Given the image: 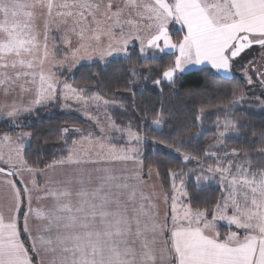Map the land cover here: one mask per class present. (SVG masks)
<instances>
[{
  "label": "snow or ice",
  "instance_id": "snow-or-ice-1",
  "mask_svg": "<svg viewBox=\"0 0 264 264\" xmlns=\"http://www.w3.org/2000/svg\"><path fill=\"white\" fill-rule=\"evenodd\" d=\"M41 18L43 32L38 25ZM57 22L79 37L72 51L73 66L81 59L93 61L96 57L88 71L97 77L114 64L132 63L134 55L150 68V61L176 53L169 63L157 65L158 72L151 73L157 78L150 83L161 96L163 86L176 85L190 66L208 65L207 71L224 74L220 76L224 79L232 75L233 62L253 45L264 48V0H0V89L5 95L19 87L21 92H34L32 105L36 106L55 100L58 92L65 99L71 97L85 104L114 103L98 93L88 96L87 89L61 82L50 68L46 70L45 65L55 59L47 43L48 32ZM172 23L186 29L178 41L170 31ZM66 43L70 45L71 41ZM129 74L130 90L136 81L149 80L138 75L135 68ZM259 75L264 76V72ZM246 79L252 84L250 76ZM239 99H243L242 94ZM159 104V109H151L155 117L150 122L162 130L168 118L163 101ZM32 105L14 104L6 115L31 112ZM199 112L203 114L204 109ZM96 122L99 124V119ZM110 126L115 127L114 122ZM70 131L81 132L65 127L61 135ZM100 131L104 134L103 128ZM121 131H126L129 142L143 145L145 137L131 125ZM173 131L170 139L174 143L153 140V150L174 151L184 162L196 159L181 152L185 143H191V138L184 139L190 137V131L179 125ZM230 132L238 134L239 127L237 122L225 119L217 144H223L222 138ZM31 137V132H22L17 139ZM88 140L105 151L100 160L131 161L135 170L116 176L110 169H103L105 174L95 178L76 171L61 181L47 182L43 188L33 180L29 188L23 183L22 171L37 170L23 156L25 144L18 143V159L13 162L9 157L5 161L13 170L0 168V173L8 177L20 176L19 187L15 180L5 181L12 190L13 203L8 216L0 211V264H33L30 251L51 254L50 264H264V170H254L248 160L234 164L228 157L239 155L236 149L225 152L223 161L216 153L205 152V156L215 158V166L200 164L187 172L169 168L171 194L165 195V202L170 201L169 212L161 220L158 206L142 190V148H117L91 132ZM3 141L11 143L12 137L4 134ZM68 152L66 158L47 167L99 162L81 158L72 148ZM152 171L149 166L147 174ZM156 171L159 174L158 168ZM213 181L227 184L224 195L211 206L193 207V201L200 199L199 194ZM34 191L39 193L38 201L51 200V205L33 208ZM30 218L35 221V235ZM221 221L243 229L244 235L239 231L222 233ZM21 223L31 241L29 246L21 239ZM160 237H165L162 249L157 248Z\"/></svg>",
  "mask_w": 264,
  "mask_h": 264
},
{
  "label": "trees",
  "instance_id": "trees-1",
  "mask_svg": "<svg viewBox=\"0 0 264 264\" xmlns=\"http://www.w3.org/2000/svg\"><path fill=\"white\" fill-rule=\"evenodd\" d=\"M175 54L171 53L154 62L150 61L152 65L150 68H146L144 61L134 55L132 63L114 64L107 73H101L99 77L88 71V66L94 62L83 63L75 69L73 76L68 77V80L74 87L87 89L86 94L98 93L105 99L117 103L110 108V115L115 126L128 129L131 125L132 130L140 132L145 137L141 146L143 151L141 158L145 163L144 176L148 175L149 166L155 170L158 168L159 179L167 193L171 191L168 169H184L187 172L212 158L205 156V152H225L236 149L242 160H248L253 167L264 170V152H262L264 149V90L258 86L249 85L239 75L220 79L223 75H213L206 70L208 66H202L185 72L176 85H164L163 96H161L160 90L150 83L152 79L157 78L151 73L158 72L157 65L169 63L174 59ZM132 68L136 69L138 75L149 77V80L136 81L130 90L129 70ZM95 71L99 72V67H96ZM133 92L136 93L135 97L132 95ZM240 93L243 99L241 104L237 105L234 102H236V95ZM160 100L164 103V113L168 118L162 130L150 122L155 117V112L151 109L153 106L159 109ZM228 106L232 107L230 113L237 122L239 133L228 134L223 138V144L215 146L218 137V120L227 114L223 113L222 109ZM146 108L149 111L146 112ZM200 108L204 109L203 114L199 112ZM177 125L190 131V137L186 136L184 139L191 138V143H185L181 152H187L196 159L184 162L174 151L153 150V140L163 139L166 143H174L170 136L174 134L173 130ZM66 126L87 129L89 121L76 112L61 111L52 105H46L18 117L13 125L6 121L0 123V136L31 132L32 137L24 149L23 156L31 168L43 169L54 161L66 158L72 141L80 137V133L62 136L61 129ZM199 195L201 198L193 201V207L211 206L220 199L221 187L211 182L206 191ZM226 229V226H221V231ZM21 232L23 240L29 246L30 239L23 231L22 223Z\"/></svg>",
  "mask_w": 264,
  "mask_h": 264
},
{
  "label": "rangeland",
  "instance_id": "rangeland-1",
  "mask_svg": "<svg viewBox=\"0 0 264 264\" xmlns=\"http://www.w3.org/2000/svg\"><path fill=\"white\" fill-rule=\"evenodd\" d=\"M38 25L43 32V19L38 20ZM170 31L173 33V39L174 41H178L182 39L184 30L180 29V26L178 24L172 23L170 24ZM176 34V35H175ZM176 36V37H175ZM66 40H70L71 44L69 45L66 43ZM48 46L50 51H54L55 53V59L51 60L49 64L45 65L46 70L50 68L51 72L55 74L56 78L61 82H67L69 84L70 81L68 80V77H72L74 74L75 69L83 64V63H93L98 58L94 57L93 61H88L86 59H81L79 63L75 64L73 66V57H72V51L74 48H76L79 44V37L70 31V28L65 26L62 23H53L51 25V28L48 32ZM131 50V49H130ZM252 53V52H251ZM257 56H248L246 58H242L241 61H237V64L239 67H237V74L241 77H243L246 82L247 76H250L252 78V84L251 86H257L256 82L258 83V80L254 79V76L261 70L263 67L260 65L264 59V51L256 52ZM247 55L246 53L244 56ZM261 55V56H259ZM250 57V58H249ZM257 57V58H256ZM263 57V58H262ZM256 58V59H255ZM250 59V60H249ZM249 61H253L254 63L252 65H249ZM55 65V66H53ZM258 69V70H257ZM86 94V93H85ZM88 96H91L92 94H86ZM241 96V93L239 95H236V102H234L237 105L241 104L242 99H239ZM35 99L34 92H21L19 87H16L14 90L10 91L7 95H5L3 89H0V123L7 122L13 125L15 123V120L24 115L28 114L30 112L20 111L17 115L13 117H8L6 113L11 109V107L15 104L17 107H27L29 105H32V101ZM110 102H113L109 100ZM233 103V104H234ZM117 103H110L109 106H105L102 103L96 104V103H82L78 102L71 97L65 99L62 92H58L57 97L55 100L47 101L45 103H42L39 106L32 105L33 110L37 107H42L46 105H52L54 108L59 109L61 111H72L76 112L83 117H85L89 121V126L87 129H84L79 126H66L67 128L71 129H80L81 132H72L70 131L69 134H75V133H82L79 138L74 139L73 141H76L77 143L73 145L71 144L72 149L76 153L79 154V156L85 160H99L98 163H85L80 165H69V164H59L54 165L53 168H49L45 172H33V175L30 174L31 172L24 175L23 173V183L27 184L29 188L32 187V181L35 180L36 184L41 183L42 188L46 185L47 182L52 181H61L66 178V175H70L73 172L76 171H84L86 173H89L92 175L93 178L103 176L105 173L103 169H110L113 175L116 176H126L130 175L135 170V164L131 161H119V160H100L101 156L105 155V151H102L99 148V144L93 141L92 143H89L88 140V133L91 132L94 134L95 137H101V139L104 141L105 144H114L117 148H129V147H141L140 145H137L134 141L129 142L128 137L126 135V131L121 130H127V129H121L117 126L112 127L110 126V123L113 122L111 115H110V108ZM231 106H228L227 108L222 109L224 112L227 113L223 116L222 119L218 120V139H221L219 137V132L223 131V122L225 119H231L235 121L234 118H232L231 113ZM96 119H99V124H97ZM104 129V134L101 133L100 129ZM135 131V130H133ZM231 133V132H230ZM229 133V134H230ZM66 134V135H69ZM12 137V142H5L3 141V136H0V154H2V159H0V167L5 168L6 170L12 171L13 169L11 166L5 161L9 159V157L12 158V161L15 162L18 158L16 156L15 149L17 147V144L20 142H23L26 145H28L30 139L19 141L17 138L20 136L18 135H10ZM224 138V137H223ZM222 138V139H223ZM214 144L216 146L217 144ZM72 141V142H73ZM219 145V144H218ZM237 151V150H236ZM230 152V151H225ZM225 152H217L213 151L212 153H216L221 157V160L224 159V153ZM99 153V156L97 155ZM229 160H232L234 164L242 163L245 160H242L238 155L236 156H229ZM53 164V163H52ZM58 164V163H57ZM203 164L205 167L208 165L215 166L216 160L214 157L210 158L208 161H204ZM200 165V164H199ZM197 165L196 167L192 169H197L199 167ZM46 168V167H45ZM71 169L68 172L67 169ZM35 169V168H34ZM254 170H261V168L253 167ZM235 169H233V172ZM67 172V173H66ZM40 175V176H38ZM41 178V179H40ZM146 178V179H144ZM40 179V180H38ZM144 182H146L149 185V188H151V192L153 194V197L155 198L158 209L160 213V218L165 217L168 213V208L170 203H165V194L160 184V179L157 174V171L153 169L151 175H147L146 177L143 175ZM216 183L217 181H213ZM223 189L227 187V184H221L219 183ZM143 190V189H142ZM165 190V189H164ZM35 194H38L37 192H33V201L32 206L33 208H36L37 206H45V205H51V200H43L38 201L36 199ZM171 191L167 193V195H170ZM165 204V205H164ZM30 227L33 228V234H35V221L30 219ZM39 264H50L51 260L53 259L51 254L45 253L44 251H40L39 254Z\"/></svg>",
  "mask_w": 264,
  "mask_h": 264
},
{
  "label": "crops",
  "instance_id": "crops-1",
  "mask_svg": "<svg viewBox=\"0 0 264 264\" xmlns=\"http://www.w3.org/2000/svg\"><path fill=\"white\" fill-rule=\"evenodd\" d=\"M186 30V29H185ZM260 51L262 52V51H264V48H262V47H260L259 45H253L252 46V48H250L249 50H247L245 53L247 54V55H245L244 56V54H242V58H246V57H248V56H257V53L256 52H259V54H260ZM252 52V53H251ZM259 56H261V55H259ZM242 58H238L236 61H234L233 62V72H232V75L231 76H234V75H238L237 74V67H239V65L237 64V61H241V59ZM250 58V57H249ZM257 58V57H256ZM255 58V59H256ZM263 58V57H262ZM250 60V59H249ZM263 60V62L260 64V65H262V69L261 70H259V72H264V59H262ZM241 62H243V61H241ZM202 66H208V65H199V66H190V69L189 70H193V69H197V68H199V67H202ZM258 70V69H257ZM259 72H257V74L254 76V78L256 79V80H258V83H257V86L259 87V88H261V89H263L264 90V83H261V81H264V76H260L259 75ZM221 75H224V74H221ZM51 165H53V164H51ZM56 165H59V164H55V166ZM53 168V167H52ZM34 169V168H33ZM48 169V167H46V168H43V169H36V170H38V172H45L46 170ZM69 170H71L70 168L69 169H67L66 171L68 172ZM66 172V173H67ZM22 173L24 174V175H26L27 173H29L27 170H24V171H22ZM37 173V172H36ZM22 174V175H23ZM30 174H32L33 175V172H31ZM38 176H40V175H38ZM67 176V175H66ZM8 179H12V180H15V181H17V186L19 187V184H20V176H12V177H8V176H6V175H4L3 173H0V211H3L4 212V214H5V216H8L9 215V211H8V209L12 206V203H13V201H12V190L10 189V187L7 185V183L5 182L6 180H8ZM41 179V178H40ZM40 179H38V180H40ZM144 179H146V178H144ZM144 179H143V185H142V189H143V192H144V194L145 195H149V196H151L152 197V199H153V202L158 206V204H157V202H156V200H155V198L153 197V194H152V192H151V188H149V185L146 183V182H144ZM160 181V180H159ZM95 182V181H94ZM217 184H219L218 182H216ZM160 184H161V181H160ZM37 185L40 187V188H42V184L41 183H38L37 182ZM220 185V184H219ZM220 187H221V185H220ZM161 188H162V190H163V192L164 193H166V191L164 190V188H163V186L161 185ZM39 194V193H38ZM38 194H35V196L34 197H36V199H37V195ZM167 194V193H166ZM165 194V195H166ZM224 194H223V189H222V187H221V197L223 196ZM220 197V198H221ZM166 204H168V203H170V201L169 202H165ZM165 205V204H164ZM26 207V206H25ZM164 212H165V215H166V210H164ZM168 212H169V208H168ZM163 218L164 217H162V219L161 220H163ZM31 219V218H30ZM31 221H29V223H30ZM218 224H219V230L221 231V226H226V230H224V231H221L222 233H228V232H231V231H239L240 233H241V236H243L244 235V230L243 229H238L237 227H235V226H231V227H229V226H227V224H226V222H223V221H221V222H218ZM33 235H35V234H33ZM21 239L23 240V237H22V232H21ZM164 240H165V237H160L159 238V243L157 244V248L158 249H162V248H164L165 247V243H164ZM24 241V240H23ZM31 242V241H30ZM24 243H25V241H24ZM25 246H27L26 245V243H25ZM30 255H33V264H39V256L38 255H35V254H32L31 253V251H30ZM158 264H165V262H160V261H158Z\"/></svg>",
  "mask_w": 264,
  "mask_h": 264
},
{
  "label": "water",
  "instance_id": "water-1",
  "mask_svg": "<svg viewBox=\"0 0 264 264\" xmlns=\"http://www.w3.org/2000/svg\"><path fill=\"white\" fill-rule=\"evenodd\" d=\"M0 168H2V167H0ZM9 171V170H8Z\"/></svg>",
  "mask_w": 264,
  "mask_h": 264
}]
</instances>
